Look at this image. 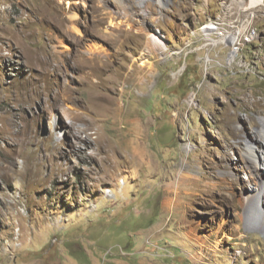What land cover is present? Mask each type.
I'll use <instances>...</instances> for the list:
<instances>
[{"label": "rangeland", "instance_id": "obj_1", "mask_svg": "<svg viewBox=\"0 0 264 264\" xmlns=\"http://www.w3.org/2000/svg\"><path fill=\"white\" fill-rule=\"evenodd\" d=\"M147 1L0 0V264H264V0Z\"/></svg>", "mask_w": 264, "mask_h": 264}, {"label": "bare ground", "instance_id": "obj_2", "mask_svg": "<svg viewBox=\"0 0 264 264\" xmlns=\"http://www.w3.org/2000/svg\"><path fill=\"white\" fill-rule=\"evenodd\" d=\"M48 2V4L53 3L59 7H63L64 5H67V7H73V8H76V7H79V6H82L83 4L84 5H87L86 1L87 0H46ZM104 1L105 0H93V3L91 6H98V7H101L103 8L104 6ZM248 1V0H247ZM263 0H249L248 2L251 3L252 5H259ZM115 2H117L118 6L123 8L124 12L123 14L119 15V18L121 17L122 18V22H129L133 19V16H134V13L132 12V9H133V3H137L141 8H143V10L146 12L147 10H149V6H148V1L147 0H115ZM161 3H164V0H160ZM89 5V4H88ZM90 6V5H89ZM101 8L99 9H96L97 12H99V10H101ZM109 12H107L108 14ZM120 14V13H119ZM115 17V16H114ZM103 18L105 17H102V12H99L98 15H97V18H96V21L99 22V21H102ZM208 28H212L214 29V27H211V26H208ZM230 36H232V38L234 39L233 42L236 40V36L235 34H230ZM227 37V36H226ZM156 40H158V38L156 36H154L153 38V42H155V44L153 42H149L148 43V47L150 49V53L151 52H154V49L156 48ZM151 41V40H150ZM248 42H250V40H248ZM97 49V48H96ZM235 50H238L237 47H235ZM93 54V52H91ZM97 53V52H96ZM95 55V54H94ZM100 57L102 56H99V55H95L94 59L93 60H96V59H99ZM103 59V58H102ZM94 63V62H93ZM107 64H108V61H105V60H101L100 61V64H97L96 67H93V71H94V68L97 69V72H102L104 70H106L107 68ZM141 77V76H140ZM140 77H139V80H140ZM88 79V78H87ZM126 80V79H125ZM139 80H138V83H139ZM100 81V80H99ZM124 86V85H123ZM90 102L94 103L98 109H99V112L100 113H103L106 105L104 104V100L101 99L99 96L95 95L92 96V98H90ZM76 116H73V118H75ZM263 122V133H264V119L262 120ZM82 131V129H81ZM89 135V133H88ZM89 137V136H88ZM259 144H257L255 141H250L247 143V146H246V154L248 156V158L250 159V162H251V169H254V171L256 173H259L264 175V172L261 171V168L262 166L261 165H264V156H260L258 153H257V147H258ZM264 154V153H263ZM249 165V166H250ZM186 177V174H184L183 172H181L180 174V179L177 180V182H172L170 183L169 187H172L174 189H172V192L173 193H176V188L177 186H179L181 184V179L182 178H185ZM261 181H260V184L262 187H264V176H261ZM260 180V179H259ZM261 191V189H260ZM260 191L258 192H255L253 196H251L248 200V203H251V205L253 204L257 209V213L262 216V204H261V201H262V198L264 197V195H261L260 194ZM250 205V204H249ZM250 214V213H249ZM250 217V216H249ZM261 222V221H260ZM264 224V223H263ZM196 258V257H195Z\"/></svg>", "mask_w": 264, "mask_h": 264}, {"label": "built area", "instance_id": "obj_3", "mask_svg": "<svg viewBox=\"0 0 264 264\" xmlns=\"http://www.w3.org/2000/svg\"><path fill=\"white\" fill-rule=\"evenodd\" d=\"M221 36H227V38L230 36V34H227V35H221ZM220 37V36H219ZM237 52V56H238V50H236Z\"/></svg>", "mask_w": 264, "mask_h": 264}]
</instances>
